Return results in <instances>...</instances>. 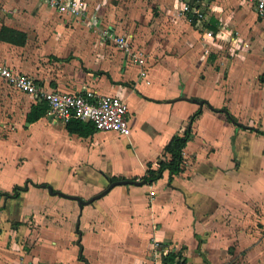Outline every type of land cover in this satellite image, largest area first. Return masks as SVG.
I'll return each mask as SVG.
<instances>
[{"label":"crops","instance_id":"obj_1","mask_svg":"<svg viewBox=\"0 0 264 264\" xmlns=\"http://www.w3.org/2000/svg\"><path fill=\"white\" fill-rule=\"evenodd\" d=\"M86 2L74 17L0 0V29L27 34L0 39V61L45 90L121 96L132 132L82 135L49 113L30 122L41 100L0 77V264H163L181 250L187 264H264V16L252 0H193L204 23L181 0ZM199 108L184 171L82 202L156 166Z\"/></svg>","mask_w":264,"mask_h":264},{"label":"built area","instance_id":"obj_2","mask_svg":"<svg viewBox=\"0 0 264 264\" xmlns=\"http://www.w3.org/2000/svg\"><path fill=\"white\" fill-rule=\"evenodd\" d=\"M46 1L57 12L69 14L74 17L85 16L89 11V5L86 0ZM181 1L182 13L190 16L197 14L198 23L206 22L205 14L193 5V0ZM252 2L258 14L264 16V0H252ZM90 17L98 16L94 13ZM205 29L207 30L206 27ZM103 35L104 37L113 39L120 50L128 54L135 53L132 50L131 37L125 34L108 33L107 29L103 30ZM135 59L141 61L139 57ZM0 77L14 89L22 91L37 100L45 101L49 106L48 113L55 121L67 123L73 118H79L94 123L98 130L115 131L123 135H130L132 132L128 105L119 95H102L92 89H87L82 92L45 90L34 77L16 71L2 61H0Z\"/></svg>","mask_w":264,"mask_h":264},{"label":"trees","instance_id":"obj_3","mask_svg":"<svg viewBox=\"0 0 264 264\" xmlns=\"http://www.w3.org/2000/svg\"><path fill=\"white\" fill-rule=\"evenodd\" d=\"M0 39L17 44H24L27 40V34L24 31L9 27L7 25H3L0 29ZM261 81L264 82V74L263 76H261ZM48 111V104L45 101L41 100V102L32 105V108L28 113L27 120L30 122L36 121L40 117L46 115ZM201 112L202 109L199 108L190 116L189 125L187 126L183 134H175L172 136L169 142L165 145L163 157L160 158L156 166H154L152 162H149L147 165L146 173L144 175L140 177L136 175L132 178L114 177L113 180H132V183L139 181L143 183L153 184L161 179L165 172L168 173L169 178H172L174 175L184 171V148L193 135L192 122L201 114ZM227 116L230 120H232V117L230 115L227 114ZM67 128L71 132L79 133L82 135H87L98 130L95 127L94 123L90 121H84L79 118H73L68 121ZM20 189L22 188L17 186L14 190V194L16 195ZM4 194L9 195L7 193ZM163 264H187V261L182 254V250L179 252L170 251L166 256H164Z\"/></svg>","mask_w":264,"mask_h":264},{"label":"water","instance_id":"obj_4","mask_svg":"<svg viewBox=\"0 0 264 264\" xmlns=\"http://www.w3.org/2000/svg\"><path fill=\"white\" fill-rule=\"evenodd\" d=\"M187 99V98H186ZM204 102H207V101H202V102H200L201 104H203ZM126 183H132V180H116V181H114V182H112L111 184H110V186L106 189V190H104L103 192H101V193H99L98 195H96V196H94L93 198H91L89 201H82V199L80 198V197H76L79 201H82V202H91V201H93V200H95L96 198H99V197H101L102 195H104L111 187H113V186H115V185H117V184H126ZM135 183H139V182H135ZM140 183H143V182H140ZM75 197V196H74Z\"/></svg>","mask_w":264,"mask_h":264},{"label":"rangeland","instance_id":"obj_5","mask_svg":"<svg viewBox=\"0 0 264 264\" xmlns=\"http://www.w3.org/2000/svg\"><path fill=\"white\" fill-rule=\"evenodd\" d=\"M207 9V8H206ZM8 12H9V10H7V9H4V12L1 14V20H0V22H4L5 20H7L8 19ZM201 26H203V25H201ZM263 126V125H262ZM262 129H264V126L262 127ZM38 168H32V170H37ZM45 174V173H44ZM46 175V174H45Z\"/></svg>","mask_w":264,"mask_h":264}]
</instances>
